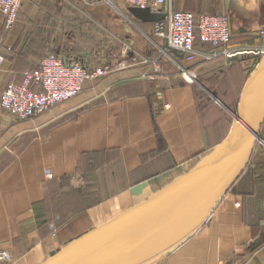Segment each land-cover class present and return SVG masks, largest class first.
<instances>
[{"label": "crops", "instance_id": "0c3cea01", "mask_svg": "<svg viewBox=\"0 0 264 264\" xmlns=\"http://www.w3.org/2000/svg\"><path fill=\"white\" fill-rule=\"evenodd\" d=\"M166 6L226 14L232 47L264 46L258 36L264 0H167ZM132 8L142 7L124 0H22L8 28L0 13V92L37 71L49 54L87 68L120 60L123 44L162 56L158 73L141 64L108 73L30 119L0 108V254L9 258L0 264H41L188 171L227 135L233 118L207 92L234 111L252 56L205 61L199 54L187 62L155 35L156 22ZM195 46L198 53L212 49ZM180 67L194 74L192 83ZM258 164L263 144L254 147L248 174ZM245 172L200 227L143 264H264V182L262 193L250 195ZM53 192L55 205L68 198L62 213L47 212Z\"/></svg>", "mask_w": 264, "mask_h": 264}, {"label": "water", "instance_id": "95a60500", "mask_svg": "<svg viewBox=\"0 0 264 264\" xmlns=\"http://www.w3.org/2000/svg\"><path fill=\"white\" fill-rule=\"evenodd\" d=\"M130 11L146 22L165 13ZM176 53V51H173ZM182 57V55L180 54ZM227 135L188 171L161 189L73 239L41 264H143L170 250L202 225L211 209L246 169L255 144L264 141V54L241 90Z\"/></svg>", "mask_w": 264, "mask_h": 264}, {"label": "built area", "instance_id": "2783aa9c", "mask_svg": "<svg viewBox=\"0 0 264 264\" xmlns=\"http://www.w3.org/2000/svg\"><path fill=\"white\" fill-rule=\"evenodd\" d=\"M124 1L128 5L147 7L155 13H165L164 19L155 23V35L164 38L168 49L181 54L187 62H193L199 54L205 61L218 58L234 59L243 55L259 59L264 54V46H231L229 17L226 14L177 11L166 6L167 0ZM21 6L22 0H0V13L7 28L18 18ZM258 36L264 38V28L258 31ZM196 41L201 45H209L212 49L198 53ZM122 46L120 60L95 68H87L80 63L64 64L60 58L52 54L46 55L37 71L24 73L21 83H8L5 86L0 92V108L15 119L26 120L75 97L87 81L108 73L140 64L149 65L153 73L160 72L159 60L162 56L149 58L124 44ZM163 54L166 55L165 52ZM2 61L3 56L0 54V64ZM180 70L186 81L192 82L195 79L192 72L182 68ZM32 82L36 88L31 87ZM0 260L9 258L2 253Z\"/></svg>", "mask_w": 264, "mask_h": 264}, {"label": "trees", "instance_id": "16d2710c", "mask_svg": "<svg viewBox=\"0 0 264 264\" xmlns=\"http://www.w3.org/2000/svg\"><path fill=\"white\" fill-rule=\"evenodd\" d=\"M256 61H257V59H256ZM117 62V61H116ZM112 63V62H111ZM110 62H108V63H105V64H111ZM113 63H115V62H113ZM237 106V105H236ZM260 137H261V139L264 141V124L262 125V127H261V129H260ZM257 145H261V144H259L258 142L256 143ZM248 167V168H247ZM246 167V169L245 170H248L249 169V166H247ZM249 174H250V176H249ZM248 174V177H250L249 178V180H248V183H249V185H250V192H249V194L251 195V194H253V192H254V189H257L256 190V192L258 191V193H259V191H260V193H262L261 191H262V189H263V187H262V183L264 182V164H258V169H257V171H252L251 170V173H249ZM254 174H256L257 176V178H256V181L254 180ZM257 179H258V181H257ZM259 193V194H260ZM250 199H252V197H250ZM54 201H55V199H54ZM58 211V212H60V213H62L63 212V210H62V206L59 208V210H58V208H56V205H55V209H54V207H53V205H52V207H51V210H49V211ZM254 211L255 212H257V213H259L260 211L259 210H256V209H254ZM255 212H253V213H255ZM47 213V212H46ZM48 214H49V212H48Z\"/></svg>", "mask_w": 264, "mask_h": 264}, {"label": "rangeland", "instance_id": "374dc122", "mask_svg": "<svg viewBox=\"0 0 264 264\" xmlns=\"http://www.w3.org/2000/svg\"><path fill=\"white\" fill-rule=\"evenodd\" d=\"M247 56H251V55H247ZM248 58H251V59H253L254 60V63H256L257 61H256V58L254 57H248ZM238 59V58H237ZM257 60H258V58H257ZM252 62V61H251ZM181 68V67H180ZM179 68V69H180ZM250 69V68H249ZM180 73L182 74V71L180 70ZM183 75V74H182ZM183 77V76H182ZM185 77V76H184ZM193 82V81H192ZM191 82V83H192ZM229 81H227L225 84L228 86V88H229ZM232 120V119H231ZM222 124H223V127H226V125H227V123L223 120L222 121ZM257 144H255V146H256ZM259 146V145H258ZM244 178H246V177H248L247 175H248V170H246V172L244 173ZM243 177V176H242ZM248 179V178H247ZM237 185H239V183L237 184ZM237 189V186H235V185H233L232 187H231V189H230V191H235ZM54 199H55V195H54V192H53V195L51 196V200H52V205H53V207H54V209H55V204H54ZM66 200H68V198H66V199H63V200H61L60 202H58L56 205H58L56 208H60L61 206L62 207H64L65 206V204L66 203H64ZM47 212H49V207H47ZM0 261H7V260H0ZM2 263V262H1Z\"/></svg>", "mask_w": 264, "mask_h": 264}]
</instances>
